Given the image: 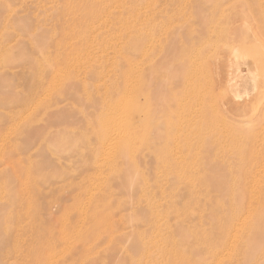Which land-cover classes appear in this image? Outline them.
Returning a JSON list of instances; mask_svg holds the SVG:
<instances>
[{
    "label": "rangeland",
    "instance_id": "374dc122",
    "mask_svg": "<svg viewBox=\"0 0 264 264\" xmlns=\"http://www.w3.org/2000/svg\"><path fill=\"white\" fill-rule=\"evenodd\" d=\"M263 91L264 0H0V264H264Z\"/></svg>",
    "mask_w": 264,
    "mask_h": 264
},
{
    "label": "bare ground",
    "instance_id": "6f19581e",
    "mask_svg": "<svg viewBox=\"0 0 264 264\" xmlns=\"http://www.w3.org/2000/svg\"><path fill=\"white\" fill-rule=\"evenodd\" d=\"M233 54H234V52H232ZM238 54H236V56H237ZM246 57V56H245ZM237 58H239V57H237ZM236 58V59H237ZM235 59V60H236ZM241 59H243V58H240L239 60H241ZM228 60V59H227ZM237 61V60H236ZM244 61V60H243ZM246 61V60H245ZM252 61V60H251ZM228 62V61H227ZM232 63V62H231ZM230 63V64H231ZM47 64V63H46ZM228 64V63H227ZM232 64H234V63H232ZM232 64H231V66H232ZM242 64V63H241ZM236 65V64H235ZM237 66V65H236ZM39 67H41V66H39ZM43 67V66H42ZM41 67V69H43ZM228 67V66H227ZM230 67V66H229ZM45 68V67H44ZM232 69V68H231ZM235 69H237L235 72H233V73H235L234 75L232 74V80H231V83L229 82L228 84H230V90L233 92V94L235 95V98H238V97H240V93H241V89L242 88H244L245 89V91H244V93H247L246 91H248V86H250L251 85V79L250 80H248L247 78H246V76H245V74L242 72H240V71H242V70H240L239 71V69L236 67ZM35 70V69H34ZM228 70V69H227ZM229 71V70H228ZM227 71V72H228ZM246 71V70H245ZM33 73L35 74V72L33 71ZM230 73V72H229ZM39 74H41L40 72H39ZM228 74V73H227ZM249 74V73H248ZM36 75V74H35ZM224 75V74H223ZM34 76V75H33ZM37 76H40V75H38L37 74ZM34 77H36V76H34ZM229 77V76H228ZM248 77H250L251 78V76H248ZM230 78V77H229ZM36 79V78H35ZM228 81V80H227ZM230 81V80H229ZM33 83H34V81H32ZM38 83V82H37ZM227 83V82H226ZM37 88V87H36ZM36 88H35V90H36ZM34 90V89H33ZM38 90V89H37ZM261 90V89H260ZM41 92V91H40ZM34 93V92H33ZM35 94V93H34ZM41 94V93H40ZM39 95V94H38ZM263 95H264V91L262 92V95L261 96H259V98H258V100H257V106L261 103V99L263 98ZM34 96V95H33ZM35 96H36V94H35ZM233 96V95H232ZM38 97V96H37ZM39 98V97H38ZM32 99V98H31ZM37 100V99H36ZM28 101V103H29V101L31 102V100H27ZM41 101V100H40ZM254 100H251V101H246V100H244V103L243 104H239V103H235L233 100H229L228 102H227V107H228V110L229 111H235V113L236 112H240L239 110H244L246 113L245 114H248V112H250L251 110H250V108H251V104H252V102H253ZM34 102V101H33ZM25 103V102H24ZM250 106V107H249ZM240 114V113H239ZM126 119V118H125ZM128 126V125H127ZM130 126V125H129ZM125 127V126H124ZM130 128V127H129ZM225 129V128H224ZM121 130V129H120ZM111 132H112V129H111ZM114 132V131H113ZM118 132V131H117ZM221 132H222V130H221ZM119 134V133H118ZM114 136V135H113ZM225 136V135H224ZM260 138V137H259ZM108 140V139H107ZM258 140V139H257ZM256 140V141H257ZM112 142V141H111ZM258 142V141H257ZM258 144V143H257ZM259 145V144H258ZM260 147V146H259ZM169 148V147H168ZM207 148V147H206ZM205 148V149H206ZM224 149V148H223ZM254 149H255V147H254ZM257 149V148H256ZM175 150V149H174ZM172 151V150H171ZM257 151V150H256ZM258 151H259V148H258ZM258 153V152H257ZM256 153V154H257ZM175 154V153H174ZM264 154V153H263ZM263 154L261 155V156H263ZM244 157V156H243ZM164 158V157H163ZM262 158V157H261ZM254 159V158H253ZM252 159V160H253ZM255 159H256V157H255ZM255 159L253 160V161H255ZM167 160V159H166ZM251 160V161H252ZM254 163V162H253ZM164 164H167V163H164ZM256 165V164H255ZM257 166V165H256ZM254 170V171H253ZM252 171V173L251 174H253L254 172H255V168L253 169ZM257 172V171H256ZM261 172V171H260ZM247 174H250V173H247ZM250 174V175H251ZM262 174V173H261ZM254 175V174H253ZM178 177V176H177ZM178 178H182L181 176L180 177H178ZM177 178V179H178ZM192 183V182H191ZM160 184V183H159ZM142 186V185H141ZM139 188H142V187H139ZM144 189V188H143ZM142 190V189H141ZM145 190V189H144ZM136 191V190H135ZM139 191H140V189H139ZM143 191V190H142ZM141 192V191H140ZM136 193V192H135ZM162 195V194H161ZM148 197V196H147ZM146 197V198H147ZM138 200H139V198H138ZM157 209V208H156ZM164 216V215H163ZM157 217V216H156ZM161 218V217H160ZM157 230V229H156ZM232 231L231 232H233V230L234 229H231ZM155 231V230H154ZM152 234V233H151ZM237 234V233H236ZM161 237V236H160ZM226 237H230V234H229V236H226ZM225 237V238H226ZM233 236L230 238V240L231 241H233ZM226 239H228V238H226ZM165 240V239H164ZM149 241V240H148ZM173 241V240H172ZM226 241V240H225ZM187 242V241H186ZM230 242V241H229ZM157 243V242H156ZM225 243H228V241H226ZM232 243V242H231ZM221 245H223V243L221 244ZM227 245V244H226ZM237 246V245H236ZM224 247H225V244H224ZM223 247V248H224ZM227 247V246H226ZM225 247V248H226ZM228 247H232V245H230V246H228ZM228 247H227V250H228ZM171 248H174V247H171ZM219 248H221V247H219ZM213 250H216V249H213ZM225 250V249H224ZM231 250V249H230ZM234 250V249H233ZM146 251V250H145ZM217 251H218V249H217ZM211 253H212V250H211ZM210 253V254H211ZM214 253V252H213ZM164 254H166V253H164ZM215 255V254H214ZM218 255H219V253H218ZM216 256V255H215ZM229 256V255H228ZM167 257V256H166ZM211 258H212V256H211ZM216 258V257H215ZM217 258H219L218 256H217ZM214 259V258H213ZM213 259H212V261H213ZM215 261V260H214ZM213 261V262H214ZM219 261H220V259H219ZM212 262V263H213ZM217 262H218V260H217ZM209 263H210V261H209ZM215 264V263H214ZM220 264V263H219Z\"/></svg>",
    "mask_w": 264,
    "mask_h": 264
}]
</instances>
